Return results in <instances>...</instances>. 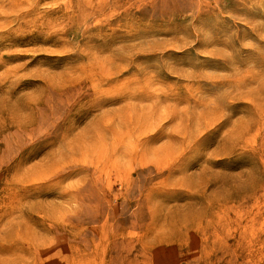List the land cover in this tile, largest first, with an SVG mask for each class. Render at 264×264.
<instances>
[{"label": "rangeland", "instance_id": "obj_1", "mask_svg": "<svg viewBox=\"0 0 264 264\" xmlns=\"http://www.w3.org/2000/svg\"><path fill=\"white\" fill-rule=\"evenodd\" d=\"M0 264H264V0H0Z\"/></svg>", "mask_w": 264, "mask_h": 264}]
</instances>
